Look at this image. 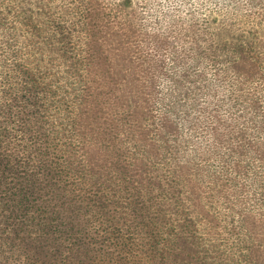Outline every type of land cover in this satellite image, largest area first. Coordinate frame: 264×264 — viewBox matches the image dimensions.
I'll use <instances>...</instances> for the list:
<instances>
[{
  "label": "trees",
  "instance_id": "16d2710c",
  "mask_svg": "<svg viewBox=\"0 0 264 264\" xmlns=\"http://www.w3.org/2000/svg\"><path fill=\"white\" fill-rule=\"evenodd\" d=\"M261 2L253 0L255 4ZM135 17L133 0H117L112 5L105 0H0L1 214L18 216L12 223L15 229L36 224L45 234L40 237L43 243L56 239L55 235L71 237L73 226L63 217L72 221L80 216L79 209L69 207L65 197L59 207L42 195L41 188L50 187L52 192L59 188L60 195L65 188L76 187L78 181L89 178L83 165L87 171L98 173L91 181L93 187L100 184L98 179H111L114 174L130 178L132 167L146 166L145 157L160 159L151 136L153 131H165V186L164 182L159 184V193L165 192V257L170 254L166 248L171 249L168 241L186 248L181 230L197 236L201 224L192 215L195 212L201 222L207 221L204 228L208 233H231V241L216 240L214 247L220 250L221 244L235 246L228 255L238 260L232 251L245 243L240 241L247 237L257 242L254 234L264 236V216L241 210L245 196L251 192L237 176L247 173L242 156L252 158L253 167L258 161L264 168V103L252 90L256 81L264 91L262 15L259 23L252 24L236 43L238 53L220 59L228 63L221 73L213 71L212 81L206 78V70L189 71L183 66L178 72L165 73V55L157 52L158 34L139 31L133 22ZM180 27L177 37L169 34L167 48L175 62L182 65L189 58L194 60L193 47L185 45H196V40L190 26ZM185 29L190 30L192 40L182 38ZM149 34L153 37L147 39L151 45L145 51L139 43L146 41L137 38ZM217 59L214 61H220ZM161 75L170 83L165 97L155 85ZM164 99L165 113L160 116L165 120L157 126L156 103ZM225 106L238 109V116L252 110L259 116L258 123L254 124L252 115L240 122L238 118L225 119L220 112ZM177 117L186 123L188 135L181 133L174 121ZM248 125H255L256 134L261 136L250 137ZM202 129L211 133L213 143L205 150L195 145L189 153L186 147L192 133L199 135ZM62 134L84 139L85 164L73 160L75 153H63L56 141V136ZM168 135H173V143ZM182 141L186 147L180 151ZM127 143L137 146L145 157L129 150ZM223 147L230 156L239 157L232 162L237 172L233 177L214 179L218 198L226 207L202 194L205 189L193 176L201 168L192 164L191 157L195 154L206 162L219 158L226 165L227 160L219 154ZM251 180L263 186L264 176ZM124 188L129 191L128 186ZM259 199L264 202V186ZM134 210L142 217L139 223L154 227L161 222L158 216L147 214L149 209L144 210L138 201ZM227 210L228 219L217 218L216 213L224 215ZM251 254L249 261L260 258L258 253Z\"/></svg>",
  "mask_w": 264,
  "mask_h": 264
},
{
  "label": "rangeland",
  "instance_id": "374dc122",
  "mask_svg": "<svg viewBox=\"0 0 264 264\" xmlns=\"http://www.w3.org/2000/svg\"><path fill=\"white\" fill-rule=\"evenodd\" d=\"M105 1L109 5L117 2V0ZM133 7L136 13L133 22L138 30L150 32L153 35L158 34L160 38V43L156 47L158 53L165 55L163 65L165 73L169 71L178 72L183 66L189 71L206 70V78L211 81L214 78L213 71L219 70L221 73L228 63L220 59L237 54L236 43L242 40L244 33L252 27V24L259 23L261 15L264 21V0L261 4H255L253 0H133ZM179 25L183 28L190 26L189 28L193 29L196 40V45L192 42H187L188 44L185 45V48L193 47V53L196 55L193 57L194 60L189 58L190 61L187 59L182 65L175 62L172 55L168 54L167 48L169 34L177 37L180 33L177 31ZM217 29H219L218 32ZM191 36L190 30L185 29L182 38L190 41L193 39ZM152 37L149 34L137 38L146 41L139 43L143 50L146 51L148 45H151L147 39ZM171 38L175 43L174 45H177L176 39ZM225 41L227 42L225 43ZM216 59L220 61L215 62ZM260 62L263 63V60ZM178 66L180 69L177 68ZM155 85L160 95L165 97V90L170 86L165 75H161L156 80ZM252 86L254 87L252 90H256L255 94L264 103V91L260 87V83L255 81ZM229 110L227 106L220 109L225 119L238 118V122H240L245 117L251 119L252 115L254 124L258 123L259 116L252 113L253 111L250 109L242 116H238L239 110L236 108L230 110L232 112ZM164 113L165 99L163 102L156 103L154 120L157 126L165 120L164 117L160 116ZM172 117L176 116L172 115ZM174 121L179 125L181 133H186V123L178 117ZM163 124L165 128V122ZM238 124L241 125V123ZM248 126L250 137L261 136L256 134L258 129L255 125ZM170 136L168 135V139L173 143V135ZM151 138L161 153L160 159L145 157L143 151H137L139 150L137 146L127 143L129 150L137 151L139 157L144 156L147 163L146 166L132 167L130 178L114 174L111 178L113 180L105 177L98 179L100 184L93 187L91 181L98 173L96 170L87 171L83 165L84 172L89 178L78 181L79 184L76 187L72 185L71 188H68L69 190L65 188V191L60 195L57 193L59 188L56 189L57 192L55 190L52 192L53 189L50 187L41 188L42 195L49 197L51 202L59 207L62 205L61 200L65 197L70 203L69 207L79 209L80 216L72 221L68 216H60L73 226L74 234L70 235L71 237L61 234L57 238L55 235L56 239L43 243L40 241V237H45V234L36 224L24 229L13 228L12 223L18 220V216H11L7 212V214L2 215V205H0V264H264V236L254 234L257 235V242L253 239L250 241L244 236L245 240L240 242L245 243L239 242L241 244L238 247L239 250L236 248L232 251L238 260L241 258L240 261L232 259L228 252L235 249L233 248L235 246L218 245L222 247L221 249L225 253L214 247L216 240L231 241L234 238L231 233L226 230H221L218 235L208 233L204 228L207 221L201 222L202 218L197 216L195 212L192 215L195 220L199 219L201 224L196 232L197 236L200 237L198 252L195 251L197 236L189 230H181L187 240V243L183 242L186 248L183 249L168 241V247L171 249L166 248L170 254L165 257V237H168L165 234V208L163 207L165 192L159 193V184L164 182L163 185L165 186V131H153ZM212 138L211 133L206 129H202L199 135L192 133L191 141L187 147L185 141H182L180 151L186 147L189 153L193 152V149H196L195 145L203 147L205 150L207 146L213 143ZM56 141L64 150V154L75 153L73 160L85 164L84 139H78L74 135L69 137L62 134L56 136ZM226 149L223 147L219 150L224 161L227 160L226 165H223L219 158H213L206 162L203 157L191 155V157L193 156L192 164L201 168V171L194 172L193 176L203 185L205 191L202 194L210 196L211 200L209 201H215V203L221 201L215 190L217 184L214 180L215 176L226 179V177H233L237 173L232 168V162L234 159L239 160V157L235 154L230 156L228 153L230 151ZM240 159L241 164L246 167L247 173H237V176L241 182L246 183L251 192L245 196L241 210L264 216V202L259 199V192L264 183L263 186L254 185L251 180L252 177H263L264 168L260 167L258 161H254L256 166L253 167L252 158L248 159V157L242 156ZM132 180L134 181L133 184H127ZM125 186H128L129 191L124 188ZM137 201L143 205L144 210L149 209L146 211L147 214L152 213L158 216L161 222H158L154 227L139 223L142 217L134 210ZM218 203L226 204L224 201ZM208 205L210 206L209 202ZM208 205L205 204L206 207ZM211 209L215 213V209ZM228 213V210L225 211L224 215L218 212L216 213L219 214L217 218L228 219ZM173 217L181 219V216L176 214H173ZM124 219L127 220L126 223H124L126 221ZM144 220L147 221V217H144ZM170 237L171 239L174 238L173 236ZM251 251L260 254V256L256 255L260 258L256 261H249L250 255H254L251 254Z\"/></svg>",
  "mask_w": 264,
  "mask_h": 264
}]
</instances>
